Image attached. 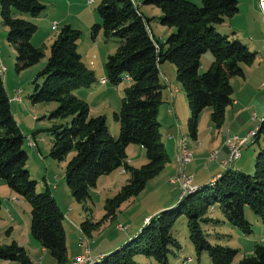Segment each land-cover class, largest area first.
I'll return each mask as SVG.
<instances>
[{
  "label": "trees",
  "instance_id": "trees-1",
  "mask_svg": "<svg viewBox=\"0 0 264 264\" xmlns=\"http://www.w3.org/2000/svg\"><path fill=\"white\" fill-rule=\"evenodd\" d=\"M144 4L158 8L160 25L175 30L163 43L155 41L149 29L150 19L133 0H100L97 8L100 21L90 28L93 40L100 33L106 40H117L115 52L104 64L105 80L112 86L124 81L130 84L118 112L113 114L119 124L117 138L110 135L104 116L89 118L88 105L71 94L75 89L91 86L95 77L77 50L81 33L69 25L52 42L47 63L28 96L32 104H57L48 117L50 120L70 119L49 129L53 138L49 156L62 162L74 152L66 164L65 184L76 202L90 199V189L100 177L119 168L129 174L119 192L106 200L103 218L96 223L86 219L80 224L85 236L114 217L124 202L138 196L169 162L157 119L165 88L159 66L168 62L175 68L176 81L186 95L189 109L188 135L195 141L205 109H211L210 120L215 128L220 129L224 124L226 109L233 104L231 81L244 78L243 67L255 60V53L245 43L215 28L239 12L238 0H200V6L186 0H145ZM44 10L40 0H0V17L7 28V42L16 53L18 72L37 65L44 57L42 49L32 45L37 26L24 18H39ZM207 52L213 60L201 74L200 60ZM263 129L264 117L248 143L258 141ZM23 144L24 136L12 115L0 79V179L30 205L31 237L51 255L55 264H66L64 214L48 187L43 192L36 191L37 182L26 169L28 156ZM130 145H138L145 151L147 162L139 168L128 165L126 149ZM231 164L209 186L182 195L171 210L146 220L125 246L110 255L96 256L90 264H136L133 258L138 254L157 264H169V256L180 249L171 234L180 216L186 218L194 251L198 256L207 254L211 264H264V246L255 245L251 256L236 261L237 250L211 244L209 235L202 229L203 225L216 222L207 215L215 205L223 218L244 235L252 233V225L245 219V208L264 226V146L259 147L255 156L252 175L230 168ZM1 203L0 199V210ZM0 260L31 264L24 248L15 242L0 246Z\"/></svg>",
  "mask_w": 264,
  "mask_h": 264
},
{
  "label": "rangeland",
  "instance_id": "rangeland-1",
  "mask_svg": "<svg viewBox=\"0 0 264 264\" xmlns=\"http://www.w3.org/2000/svg\"><path fill=\"white\" fill-rule=\"evenodd\" d=\"M134 1L138 5L140 12L150 19L149 29L155 41L163 43L175 30L171 29L170 31L168 27L160 25L159 18L161 12L158 8L145 5V0ZM186 1L200 6V0ZM40 3L45 6V10L39 18L32 19L28 16H24V18L37 26L38 30L33 36L32 45L42 49L44 57L37 65L28 69L19 72L16 70V53L7 42V28L3 25L0 17V39H3L2 44L0 43V67H4L6 70L5 75L3 77L0 76V79L5 83V78L9 77L5 90L9 96L15 97V100L18 101L13 117L24 136L23 149L28 156L26 169L29 171L30 178L37 182L36 191L40 193L45 190L43 184L47 177L50 179V188L57 187L56 192L52 188V193L61 202V210L64 214L63 226L67 250L74 254L80 251L79 247H82L83 253L85 249H89L90 254L94 257H96L95 254L106 250L103 256H107L125 246L138 234L144 225L142 223L144 218H151L163 211L171 210L179 202L177 197L176 201L172 203V207L160 209L162 206L167 205V203L173 202L175 198L170 200L173 195L177 193L180 198L182 193L178 184L170 183V180L178 175V167L175 165V160L176 154L179 153V147H177L174 141L185 138L187 146L192 153L195 152L194 148H196L195 141L188 135L187 121L189 109L186 95L182 87L179 86L181 87L183 96L182 100L178 99L173 122L171 123L166 120L160 127L161 142L164 144L169 157V162L165 165L163 171L154 179L148 181L145 189L138 196L124 202L114 217L104 221L97 230H92L90 236H85L80 230V224L86 219H89L92 223H96L103 218L106 200L113 198L119 192L120 188L126 184L129 174L123 173V170L119 168L109 175L100 177L96 186L90 189V199L85 203L76 202L65 184L66 164L72 158L74 152L70 153L66 160L62 162L55 161L49 156L53 142L49 129L54 125L66 124L70 119L50 120L48 117L56 109L57 104L55 102L32 104L28 96L34 90V81H36L38 73L47 63L52 42L58 32L66 25L81 33L77 42V50L81 55L85 67L95 77V82L91 86L80 87L73 90L71 94L88 105L89 118L100 115L106 118L109 133L113 138H117L119 135V124L115 122L113 114L118 112L121 99L124 97V92L130 84L126 81L118 86H112L107 81L102 83V79H106L104 67L106 58L115 52L117 40L115 38L106 40L102 33L95 40L90 36L91 26L100 21L97 13L100 0H93L92 4H88V0H40ZM257 4L259 11L258 19H249L248 12L246 14L244 6L241 5L242 10L232 17V19H227L224 22V26H215L219 32L226 34L228 32L227 26L229 20L236 22L239 28H241V33H239V37L237 35L235 37L245 43L255 53L253 63L250 66L243 67L245 77H236L232 79L231 84L234 91V100L239 98L243 104L255 101L256 109H252L248 113L251 116L254 115L256 119L245 126H241L233 118V114L229 112L228 117L224 120V126H221L223 132L231 131L232 136L237 134L239 138L251 129L253 131L257 130L264 117V14L262 11L260 13L261 9L258 0ZM54 24L57 25L56 30L51 28ZM212 60L213 57L209 52L201 57L199 68L201 74L207 71ZM163 64L162 72L169 77L172 76V79L170 78L172 80L170 81L171 84L174 87L175 85H179L175 79L176 72L171 73L172 69L175 71L174 66L168 62H164ZM37 83L40 84L41 81L38 80ZM230 107L228 108L231 109ZM210 113V108L205 109L199 119V124L201 123V129H203V137L211 135L209 127L213 131L217 129L210 120ZM171 139H174V141L170 142ZM30 140L35 144L34 147L29 146ZM218 143L217 141L215 146H218ZM36 146L41 153L38 152ZM260 146H264V129L259 134L258 141L248 143L242 149L240 158L234 161L230 165V168L240 170L239 165H248L250 168L243 167L244 170L240 171L252 175L254 172L255 156ZM126 154L128 165L131 167L139 168L147 162L145 151L138 145H130L129 149L126 150ZM193 158L195 160L196 156ZM186 168V176H189V171L196 175L202 171L201 164L197 162L190 165L188 170ZM207 180L200 185L201 188L209 186L210 179ZM0 183L8 189L3 180L0 179ZM15 199L17 201L11 202L15 207L8 210V212H10V215L14 219V223L11 225L16 226L17 229L15 231L10 229L11 222L8 219L0 220V246L9 245L14 241L15 243L16 241H23L26 231H29L30 235V205L18 196H15ZM3 205L4 207L8 206L6 199H3ZM85 208L89 210L86 211L84 210ZM207 215L216 221L213 224L202 226L203 231L209 235L208 239L210 243L237 250L238 256L236 261L251 256L255 245L264 246V226L249 208H245V219L252 225V233L248 236L233 228L223 218L217 205L213 206ZM186 222V218L180 216L172 227L171 234L179 243L180 249L174 250V255L169 256V264H211L207 254L202 253L198 256L194 251L189 241ZM30 239L40 247L37 241L33 238ZM84 240L90 243L88 245L82 244ZM119 242L121 243L119 244ZM115 245L116 247H113ZM37 257L41 258L38 252L35 253V258ZM43 258L45 264H54V260L48 252ZM75 259H71L70 257L66 261V264H71ZM133 260L136 264H157L153 259L140 254L135 255ZM188 260L190 261L188 262ZM40 262L41 260L39 259L38 263L40 264ZM10 263L14 264V262Z\"/></svg>",
  "mask_w": 264,
  "mask_h": 264
},
{
  "label": "crops",
  "instance_id": "crops-1",
  "mask_svg": "<svg viewBox=\"0 0 264 264\" xmlns=\"http://www.w3.org/2000/svg\"><path fill=\"white\" fill-rule=\"evenodd\" d=\"M238 3H239V12L242 10L241 9V5H243L245 13L247 14V12H248V14H249L248 15L249 19H251V18L258 19L259 11H258V8H257V6H258L257 0H238ZM260 13H261V10H260ZM222 25L224 26V23ZM51 28L53 29V26ZM227 31H228L226 33L227 35H232V38H236L237 39V37H235V35H237L239 37V33H241V28H239V26L236 24V22H233L232 20L231 21L229 20L228 26H227ZM228 33H230V34H228ZM2 42H3V39H0V43L1 44H2ZM163 66H164V64H161L159 66L161 80H162V83L165 86V88H164V90L162 92V104L160 105V107L158 109V117H157L158 122L160 124V127L163 125L164 121H166V120H168L171 123L173 122V119H174V116H175L174 113H175V110L177 108L178 99L182 100V96H183V93L181 92V89H180L181 87H179L180 84L178 83L179 85H175V87L171 84L170 81H172V80H170V78L172 79V76L169 77V76H167L166 74H164L162 72V67ZM172 72L174 73L175 71H173V69H172L171 73ZM8 78L9 77H6L5 78V83L3 82L4 83V87H7ZM103 80H105V79H102V81ZM173 80H174V78H173ZM105 82H106V80H105ZM105 82H102V83H105ZM126 82L129 83L128 81H126ZM7 95H8V98L10 100V107H11V112H12V115H13L15 106H17V104H18L17 102L18 101L15 100V97L9 96L8 93H7ZM230 108L231 109H229V108L226 109L225 120L228 117L229 112H231L233 114V118L236 120V122L238 124H241V126H243V125L245 126L247 123L252 122V120L255 121V119H256V117L254 115L251 116L248 113L250 110L256 109L255 108V101L254 102L251 101V103H249V104H243L239 98H236L235 100L233 99V104L231 105ZM199 125H200V127H198L199 129H198L197 139L195 140L196 148H194L195 152L193 153V157L196 156V158H195V160L193 158L192 162L189 165H187V168H186V170H188L190 165H192L195 162L201 164L202 171H200L199 174H197V175L196 174H192V172L189 171V177H192V186H193V188L200 187L201 184H203L204 182L208 181L207 179H210L209 183H212L225 170L221 166V164L227 157V152L225 150L226 149V146H225L226 138H227V136H232L231 131L223 132L222 127L220 129H218V130L216 129L214 131L209 127V130L211 131V135H205L203 137L202 136L203 129H201V123L198 124V126ZM250 131H252V129L249 130L248 132H246L245 135L242 136L241 138L245 137ZM234 136L239 137L237 134H234ZM173 141H174V139H171L170 142H173ZM217 141L219 142L218 146H215ZM174 142L177 145V141H174ZM129 147L130 146H128L126 150H128ZM37 150H38V152H40L38 147H37ZM212 152H217V157H216V159L214 161H208L207 162V159H208L209 155ZM177 155H178V153L176 154V157H177ZM175 165H177L176 164V160H175ZM238 167L240 168V170H244L243 167L250 168V166H248V165H245V166H240L239 165ZM48 178L49 177H47V179L44 180V184H43L44 188L48 187L51 190V192H52V188H53V190H55V192H56L57 187L56 188H54V187L50 188V179H48ZM15 196L16 195L13 192H11V190L9 188L6 189L0 183V199L2 201L1 210H0V220L8 219L9 222H11L10 225L14 223L13 222L14 219L12 218V216L10 215V212H8V210H10L11 208L13 209V207H15L11 203L12 201L15 202V200H16ZM53 197L55 198V200H56V202L59 205L60 210H61V202H59V200L56 198V196L54 194H53ZM177 197H178V200H179V196L176 193L175 195H173L170 198V200L175 198L173 200V202H171V203L169 202V204L167 203V205L162 206L160 209H165V207H172L171 205H173L172 203H174L176 201ZM3 199H6V201L8 203V206L4 207ZM148 219H149V217L144 218L142 223L144 224L146 222V220H148ZM10 229L15 231V229H17V227L11 225ZM64 231H65V229H64ZM28 232L29 231H26L25 232V236L24 237L22 236L23 237V241L21 240L22 242L21 241H18V242L16 241V243L19 246L24 248V250L26 251V253H27L28 257H29V260H30L31 264H39L38 263L39 259L41 260L40 264H45L43 262V260H44L43 257L45 256V254H47V251L44 250L40 245H39L40 247H38L35 243H33L31 241V239H30L32 237H30ZM120 243L121 242H119V244ZM113 247H116V245L113 246ZM81 248L79 247L78 249L80 251H78V252H76L74 254L67 250L66 259L68 260L70 257H71V259H74L77 256L81 255L83 253ZM112 248H110V249H112ZM105 251H101L99 254H95V256L105 255V253H106ZM36 252H38L40 254L41 258L40 257L39 258L38 257L35 258V253ZM96 253H98V252H96ZM15 263L16 262H14V264ZM0 264H11V263L9 261L0 260ZM48 264H50V263H48ZM54 264H55V261H54Z\"/></svg>",
  "mask_w": 264,
  "mask_h": 264
},
{
  "label": "built area",
  "instance_id": "built-area-1",
  "mask_svg": "<svg viewBox=\"0 0 264 264\" xmlns=\"http://www.w3.org/2000/svg\"><path fill=\"white\" fill-rule=\"evenodd\" d=\"M93 0H88V4H92ZM259 3V0H258ZM57 25H53V30H56ZM0 75L3 77L5 75V68L0 67ZM102 82H105L104 80ZM253 130L250 131L245 137L239 138L237 136H227L226 138V152L227 157L222 162L221 166L225 168L226 165H228L230 162L236 161L241 156V151L243 149V144L246 140L249 139L250 136H252ZM30 146L34 147L35 144H32V140H30ZM177 146L179 147V153L177 155V167H178V175L176 177H173L170 180V183L172 184H178L183 195V192L187 190L188 188L193 187L192 186V177L186 176L185 174V168L188 164L192 162L193 159V153L190 149H184L183 143H181V139L177 141ZM217 157V152H212L208 159V161H214ZM90 242L82 241V244H89ZM96 257L92 256L90 254L89 249H85L84 253L78 257H76L75 261H73L71 264H84L85 262L95 260Z\"/></svg>",
  "mask_w": 264,
  "mask_h": 264
},
{
  "label": "bare ground",
  "instance_id": "bare-ground-1",
  "mask_svg": "<svg viewBox=\"0 0 264 264\" xmlns=\"http://www.w3.org/2000/svg\"><path fill=\"white\" fill-rule=\"evenodd\" d=\"M259 7H260L261 11L264 13V0H259ZM254 135H255V131H253L252 136H250L249 139L246 140V141L244 142V144H243V148H245V146L247 145V143L249 142V140H250L252 137H255ZM181 143H183L184 149H189L188 146H187V142H186V139H185V138H182V139H181ZM32 144H33V143H32ZM29 146H30V142H29ZM30 147H32V146H30ZM231 163H232V162H230L229 164H231ZM176 164H177V157H176ZM229 164H228V165H229ZM228 165H226L225 167H227ZM194 190H195V188H193V187L188 188L187 190H185V191L183 192V195H185V194H187V193H190L191 191H194ZM98 258H100V257H98ZM95 259H96V258H95ZM93 261H94V260H92V261H88V262H85L84 264H90V263H92Z\"/></svg>",
  "mask_w": 264,
  "mask_h": 264
}]
</instances>
